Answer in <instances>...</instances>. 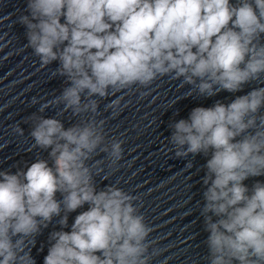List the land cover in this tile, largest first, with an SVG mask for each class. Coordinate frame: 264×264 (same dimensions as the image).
<instances>
[{
    "label": "clouds",
    "instance_id": "9594fccd",
    "mask_svg": "<svg viewBox=\"0 0 264 264\" xmlns=\"http://www.w3.org/2000/svg\"><path fill=\"white\" fill-rule=\"evenodd\" d=\"M18 22L41 66L57 62L55 75L66 80L38 111L62 105L73 116L92 115L67 128L55 117H30V136L52 166L37 158L0 170V264H36L31 247L54 217L61 230L50 233L44 264H150L152 228L138 198L116 185L98 189L103 169L88 163L97 150L112 164L123 156L122 140L106 143L95 98L165 76L200 97L264 80V0H26ZM262 110L259 86L169 125L177 157H206L200 215L209 264H264V182L243 183L264 176Z\"/></svg>",
    "mask_w": 264,
    "mask_h": 264
},
{
    "label": "water",
    "instance_id": "95a60500",
    "mask_svg": "<svg viewBox=\"0 0 264 264\" xmlns=\"http://www.w3.org/2000/svg\"><path fill=\"white\" fill-rule=\"evenodd\" d=\"M23 14L26 0H0V170L13 172L37 158L48 160L52 166L48 151L36 147L30 136L33 113L60 119L65 128L92 115L73 116L71 111L62 112V105L38 111L61 93L66 80L55 75L57 62L41 66L32 49L26 47L25 28L18 22ZM259 86H264V80L234 94L222 91L213 97H200L189 95L191 86L182 80L165 76L146 88L134 86L95 98L99 102L95 118L104 121L106 143L113 138L122 140L123 156L112 164L106 153L97 150L88 163L99 162L103 169L94 177L98 189L116 185L138 198L135 203L152 228L148 237L153 253L150 264H209L208 233L200 215L206 157H177L169 142V125L187 119L195 107H211L217 101L227 104ZM16 126L23 129V135L13 130ZM256 181L264 182V176L250 177L243 183L251 188ZM56 198L62 199L61 194ZM88 207L85 204L70 213L68 227L63 230L70 231L76 215ZM58 219L54 217L31 247L36 264H44L52 243L50 233L61 230Z\"/></svg>",
    "mask_w": 264,
    "mask_h": 264
}]
</instances>
